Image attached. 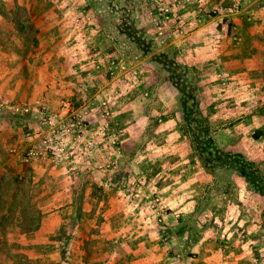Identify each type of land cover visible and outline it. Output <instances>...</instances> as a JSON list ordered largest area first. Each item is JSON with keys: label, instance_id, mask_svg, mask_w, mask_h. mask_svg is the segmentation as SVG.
<instances>
[{"label": "rangeland", "instance_id": "374dc122", "mask_svg": "<svg viewBox=\"0 0 264 264\" xmlns=\"http://www.w3.org/2000/svg\"><path fill=\"white\" fill-rule=\"evenodd\" d=\"M91 261L264 264V0H0V264Z\"/></svg>", "mask_w": 264, "mask_h": 264}, {"label": "built area", "instance_id": "2783aa9c", "mask_svg": "<svg viewBox=\"0 0 264 264\" xmlns=\"http://www.w3.org/2000/svg\"><path fill=\"white\" fill-rule=\"evenodd\" d=\"M167 6H168L167 3H160V6H159V9L161 11L160 13L164 14V20L165 19H172V17H173V14L172 15L170 14L172 12L171 9H169ZM35 153H37V152L31 151L30 155H33Z\"/></svg>", "mask_w": 264, "mask_h": 264}, {"label": "crops", "instance_id": "0c3cea01", "mask_svg": "<svg viewBox=\"0 0 264 264\" xmlns=\"http://www.w3.org/2000/svg\"><path fill=\"white\" fill-rule=\"evenodd\" d=\"M80 246V245H79ZM79 246H78V248H79ZM81 264H85V263H82V262H80ZM86 264H122V262H116V261H112V262H106V261H91V262H89V263H86Z\"/></svg>", "mask_w": 264, "mask_h": 264}, {"label": "trees", "instance_id": "16d2710c", "mask_svg": "<svg viewBox=\"0 0 264 264\" xmlns=\"http://www.w3.org/2000/svg\"><path fill=\"white\" fill-rule=\"evenodd\" d=\"M255 135H257L256 137H259L261 134H259V132H256Z\"/></svg>", "mask_w": 264, "mask_h": 264}]
</instances>
